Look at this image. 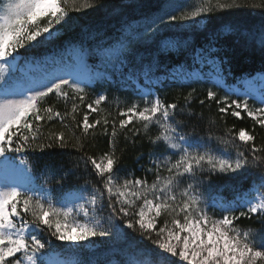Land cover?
Wrapping results in <instances>:
<instances>
[{"label": "snow or ice", "instance_id": "6c2138e0", "mask_svg": "<svg viewBox=\"0 0 264 264\" xmlns=\"http://www.w3.org/2000/svg\"><path fill=\"white\" fill-rule=\"evenodd\" d=\"M69 7L79 11L92 6L86 2L77 5V0H63V5L61 0H0V62H3L0 67L9 60L14 61L20 55L18 49L54 39L53 32L59 31L56 25L63 27L70 19ZM245 7L264 10V0H216L215 3L209 0L207 6L190 13L177 16L166 12L165 15L169 21H188L202 13ZM162 23L164 16L150 19L144 31L154 36ZM121 29V36L105 49L106 63L120 62L136 38L137 33L128 21L122 22ZM259 44L264 48V30ZM204 55L211 56V53L202 52L201 58ZM223 79L217 72L216 85ZM0 80H3L0 90L9 91L11 86L6 78ZM91 82L92 78L83 73L68 71L53 75L38 87L27 88L25 91L29 94L23 99L5 98L0 102V162L5 169L28 164L24 158L16 164L10 153L59 150L60 162L44 165L45 183L49 178L59 185L71 177L77 180L73 190L58 201L59 207L50 196L44 195L50 192L44 185L33 186L35 180L31 178L30 169L25 183L5 184L0 190V264H49L53 238L72 242L79 249L83 247L82 242H91L96 237L127 242L129 230L138 231L141 237L157 246L158 251L148 250L152 264H175L174 257L186 264H264V228L244 231L237 224L241 218L256 217L264 225V191H261L264 189V139L257 145L254 133L244 129L237 134L229 132L225 135L230 136L231 143L228 140L221 143L231 147L235 156L217 154L202 137L195 141L184 131L187 125L176 119L177 110L182 113L184 107L143 91L138 94L144 106L133 102L120 109L118 122L116 118L110 121L107 117L89 120L91 113L102 111L100 105L108 99L104 92L86 104L83 119L77 120L76 114L81 105H85L86 89ZM195 91L193 88L184 97L186 104ZM250 92L248 87L232 99L228 94L218 96L209 88L199 104L215 102L218 113L230 112L236 118L246 113L255 125L264 129V92L255 108L248 99L241 98L250 96ZM53 93L65 105L70 102V109L66 108L63 113L52 107L41 109L40 101ZM54 121L64 130L45 133L43 129ZM152 125L161 129L154 138L149 135ZM141 135L147 137L151 146L150 166L144 168L143 177L127 173L121 182L123 152L117 154L118 146L121 139L127 142ZM101 141L105 148H101ZM247 169L259 173L260 184L256 189L259 195L248 193L231 201L211 197L212 204L207 203L204 193L214 174H239ZM149 174L155 177L151 183L147 179ZM209 207L221 215L217 218L210 214ZM97 211L101 212V218L97 217ZM80 213L86 222L75 219ZM158 219L164 220L163 226L157 225ZM42 233H47L49 238L43 239ZM108 264L120 262L109 261Z\"/></svg>", "mask_w": 264, "mask_h": 264}, {"label": "trees", "instance_id": "16d2710c", "mask_svg": "<svg viewBox=\"0 0 264 264\" xmlns=\"http://www.w3.org/2000/svg\"><path fill=\"white\" fill-rule=\"evenodd\" d=\"M85 2L92 7H82L79 11L69 7L70 19L63 27L56 25L59 31L53 32L54 39L39 46L33 42L32 46L18 49L20 55L0 67L3 78L10 83L30 85L47 77L54 67H64L67 72L83 73L88 68L100 66L97 75L86 76L91 77L92 82L86 89L85 105H81L76 114L77 120L83 119V114L87 111L86 104L102 92L107 94L108 99L100 105L102 111L99 114H90V122L105 117L110 121L116 118L118 122L120 109L130 106L133 102H138L141 107L140 101L143 99L139 100L138 93L151 92L153 97L159 96L168 103L175 102L184 107V112L177 110L176 113V119L184 121L187 125L184 131L191 134L195 141H200L202 137L203 142L217 154L235 156V151L221 143V140H228L230 144L231 138L225 134H237L241 129L254 133L257 145L261 144L264 129L255 125L246 113H241V118L231 116L230 112L222 115L218 113L215 102L206 101L202 106L199 100L205 98L209 88L217 92L218 96L225 95L243 79L264 75V48L259 44L260 33L264 30V10L250 7L216 10L202 13L193 20L169 21L166 12L180 16L182 13H190L201 6H207L209 0H77V5ZM211 2L215 3L216 0ZM61 3L63 5V0ZM158 16H164V23L159 25L160 30L152 36L145 32L144 28L147 21ZM123 21L132 25L137 33L136 38L123 53L120 62L106 63L105 59L102 60V55L105 54L107 45L114 44L121 36ZM198 23L202 25L197 26ZM202 52H210L211 56L204 55L201 58ZM210 63L218 67L219 73L224 77L223 84L219 87L211 84L207 77L196 75V72H204ZM174 75L175 80L172 79ZM193 80L199 82L192 83ZM193 88L196 89L193 98L186 104L184 97ZM38 106L41 109L52 107L63 113L66 108L70 109L71 103L65 105L64 101L53 93L40 101ZM51 130L64 129L58 121H54L43 129L45 133ZM160 132L158 125H152L149 135L154 138ZM209 137L213 139L209 140ZM217 137L220 139H216ZM100 145L105 148L103 141ZM150 150L148 139L143 135L127 142L121 139L117 153L119 155L123 152L119 173L121 182L127 173L144 176V168L150 166ZM58 153L59 150H48L44 153L29 151L9 154L18 165L20 158L28 160V164L13 168L14 172L26 182L29 178L27 170L30 169L31 178L35 180L33 186L44 185L50 190L44 195L50 196L57 207L60 206L58 201L62 195L67 196L77 183L75 177L67 179L63 185L57 184L55 179L51 178L45 183V173L42 171L44 165L58 164L61 160ZM0 166L4 168L2 162ZM154 178L152 174L147 176L149 183ZM79 183L82 184L83 181L80 180ZM259 184V173L255 169H247L239 174L217 173L211 177L210 187L204 193V199L209 205L212 202L211 197H222L225 201L236 200ZM208 210L217 218L221 215L220 212H211V207ZM97 217L101 218L100 211H97ZM163 224V219L157 220L158 226ZM237 224L244 231H259L264 228L256 217L241 218ZM32 231L35 232V229ZM41 235L45 240L49 238L47 233ZM96 239L102 241V246L92 251H83L71 249L62 241L53 238L49 257L54 255L63 260H74L75 264H108L109 261L133 264L136 260L152 264L148 250H159L148 239L141 237L138 231L129 230L127 242L122 239ZM172 259L178 264L176 257Z\"/></svg>", "mask_w": 264, "mask_h": 264}, {"label": "rangeland", "instance_id": "374dc122", "mask_svg": "<svg viewBox=\"0 0 264 264\" xmlns=\"http://www.w3.org/2000/svg\"><path fill=\"white\" fill-rule=\"evenodd\" d=\"M201 23H198L197 26H201ZM103 57V61L105 59V54L102 55ZM105 62V61H104ZM3 63V62H0ZM209 63V62H208ZM64 67H54L53 71H51L49 73V75L43 79H41L40 81H34L32 82L30 85L24 84V85H19V84H15V83H8L11 88L9 91L5 92L3 90H0V102H2L5 98L7 99H23L25 95L29 94L27 93L25 90L27 88H35L39 86L40 82H44L46 83L48 79H51L53 75H62L65 72H67V70H65ZM100 66L95 67L94 69L88 68L83 72V75L85 76H93V75H97L99 73V69ZM219 72L218 67H216L213 63H210V66L205 68L204 72H196L197 76H200V74L202 75V77H207L209 79V82L213 85H215V87H219L223 84V81H219L220 85L217 86L215 81H216V73ZM0 78H3V71H1L0 69ZM3 83V80H0V84ZM251 90L250 92V96L248 97H241L243 99H248L249 100V104L251 107L255 108L259 106V100L261 97L262 92H264V75H259V76H254L253 78H248V79H243L241 81V83L237 84L236 86L230 88L227 92L228 95H230V97H232L233 99H235L237 97V95H240L241 93H243L245 91L246 88H248ZM224 94L220 95L223 96ZM143 99L141 96H139V100ZM142 102V106H144L143 100L140 101ZM1 163V162H0ZM1 167V166H0ZM4 167V165L2 166ZM5 177H7V180H5ZM7 183H17V184H22L25 183L23 178L16 172H14L13 168H8L5 169V167L2 169L0 168V190H3L5 184ZM259 186H257L256 188H252L248 193H250L253 196L259 195V193L256 191V189ZM261 191H264V189H262ZM246 193V194H248ZM40 195V193L38 194ZM212 204V202H211ZM211 212H219V211H215L211 208ZM62 219V217H61ZM75 219L79 220L81 223L86 222V218L83 216L82 213L75 215ZM102 241L97 240L96 238H92L91 242H82L83 243V247L79 248L80 250L82 249L83 251H92L94 249H96L99 246H102ZM66 246L70 247L71 249H78V246L76 244H73L72 242H63ZM176 261L178 264H186V262L181 261L179 259V257H176ZM49 264H63L61 259H56L54 257H51V259L49 260ZM69 264H74L73 261H71ZM133 264H144V263H140L139 261H134Z\"/></svg>", "mask_w": 264, "mask_h": 264}, {"label": "bare ground", "instance_id": "6f19581e", "mask_svg": "<svg viewBox=\"0 0 264 264\" xmlns=\"http://www.w3.org/2000/svg\"><path fill=\"white\" fill-rule=\"evenodd\" d=\"M165 46H167V44H165Z\"/></svg>", "mask_w": 264, "mask_h": 264}]
</instances>
